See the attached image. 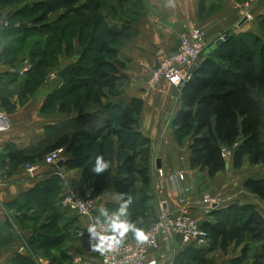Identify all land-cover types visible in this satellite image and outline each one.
Listing matches in <instances>:
<instances>
[{
  "label": "trees",
  "instance_id": "trees-1",
  "mask_svg": "<svg viewBox=\"0 0 264 264\" xmlns=\"http://www.w3.org/2000/svg\"><path fill=\"white\" fill-rule=\"evenodd\" d=\"M110 1L0 0V10H14L7 16L12 27L5 30L15 29L16 21H24L18 24L23 33L14 32L18 46L14 54L28 51L30 55V61L21 59L23 67L31 64L30 70L24 78H13L11 82H19L24 89L34 84L38 76H45L62 55L71 56L78 51L80 56L71 77L61 80L60 86L49 95V104L42 109L49 112L57 105L56 111L66 114L77 111L79 116L47 128L43 143L25 152H13L9 160L15 167L39 164L45 155L62 148L64 166L81 170L82 184L88 185L109 171L97 175L91 168L100 155L113 164L116 142L120 165L115 189L120 195L127 194L124 199L128 195L133 198L130 218L145 231L149 218L156 220L157 210L155 205L154 209L146 207L148 200H152L146 190L151 186L152 173L151 146L140 133L143 101L134 99L130 104L102 101L106 93L114 96L124 91L119 83L117 59L125 33L118 21L113 23L122 0H113V4ZM262 21L264 27V17ZM262 26L259 35L264 36ZM259 35L250 32L227 35L211 54L203 55L197 74L184 87L183 107L172 121L173 127L181 132V141L185 137L192 139L191 167L206 171L210 178L227 169L223 148L234 150L231 165L235 169H241L246 161L252 166L264 164V41ZM9 87L1 86L0 100L2 108L11 114L14 108ZM245 187L264 201V176L248 180ZM63 194V180L58 174L30 192L27 201L36 212V220L29 225L33 235L26 238L30 254L18 255L16 264H39L40 254L49 259V264H64L69 259L65 251L59 260L54 255L74 237L71 220L59 210ZM49 197L51 200L46 204ZM42 214L48 215L45 220ZM211 217L200 224L210 246L203 249L189 246L171 264L192 261L203 264L209 255L218 251L227 254L232 246L242 249L240 257L230 264H264V217L255 206L234 204L222 211L213 210ZM27 219L17 216V227Z\"/></svg>",
  "mask_w": 264,
  "mask_h": 264
},
{
  "label": "crops",
  "instance_id": "crops-1",
  "mask_svg": "<svg viewBox=\"0 0 264 264\" xmlns=\"http://www.w3.org/2000/svg\"><path fill=\"white\" fill-rule=\"evenodd\" d=\"M166 3L167 0L121 1V6L116 10L117 16L113 19L115 21H112L113 23L118 21V26L124 29L125 33L118 47V59L123 68L120 69L118 76L120 86L124 91L108 103L130 104L134 99L142 100L140 133L149 140L151 161L156 165L160 162V168L165 172L166 178L176 171H181L185 175V181L179 183L178 186L182 188V191L185 188L187 192L180 193L174 185H165L160 194H154L159 208L163 204V209L171 215L185 208L200 224L210 221L212 211L206 213L202 203L203 197H200L198 192L204 190L206 186L212 191L217 187L214 186L215 184L221 183L223 184L220 185L221 187H226V192L225 194L221 192V196L214 199L217 202L215 209L222 211L234 204H247L255 206L264 217V201L245 187L248 180L263 177V170H251L248 176L244 170L248 168V163L242 170L230 166L216 177L210 178L206 171L192 168L190 151L192 139L185 137L181 141L180 130L172 125L176 114L183 107L182 92L167 81H162L154 90L147 88V81L152 70L158 66L166 54L176 51L182 36L188 34L194 27H200L205 32L208 42L211 43L210 46L221 37L239 35L251 27L248 21L241 25L243 2L241 0H174V7H167ZM262 3L260 1L252 6L251 11L256 19H260L259 17L264 14ZM5 10L8 13L14 11L12 8ZM254 25L255 23L252 26ZM19 27L20 25L17 24L13 30H0V43L2 36L23 33ZM14 37V41L2 47L0 56L9 51L14 54L15 47H18L17 36ZM7 67L1 63L0 59V90L2 78L8 75ZM24 68L30 70L31 65L26 64ZM41 108L42 104L29 102L19 111L8 114L12 128L8 132L0 133V264H16L15 260L18 255L28 257L30 254L26 238L32 237L33 229L29 225L36 220V212L27 201L32 190L47 182L58 172L63 174L68 186L78 194H85L84 192L95 186L94 182L88 185L82 184L81 170H69L65 166L55 168L39 163L35 172H28L26 165L15 167L11 164L9 154L25 152L39 146L47 139V128L73 119L69 114L43 115ZM3 110L0 100V113H4ZM117 157L118 148L115 142L113 164L102 178H97L101 189L96 190L95 194L98 212L103 207L111 213L122 202L121 195L114 188L120 165ZM254 167H260V165ZM228 171L231 172L232 177L228 176ZM180 196L186 198L187 204L184 207L179 203ZM50 200V197L47 198L46 204H49ZM156 209L158 215L160 210ZM59 210L66 219L71 220V231L86 222V219H77L70 212L62 209L60 204ZM54 211L57 212L56 200ZM17 216L28 218L20 225V228L15 222ZM42 216L45 220L48 215L42 214ZM173 245L175 256L183 254L187 249L178 237ZM83 248L84 243L72 237L63 243L61 249H57L54 255L59 260L62 251L68 254L73 251L80 252ZM241 249L242 247L236 249L232 246L227 254L221 251L218 253L227 259L225 264H230L232 260L240 257ZM158 253L166 254V248L163 246ZM39 264H49V259L40 254Z\"/></svg>",
  "mask_w": 264,
  "mask_h": 264
},
{
  "label": "built area",
  "instance_id": "built-area-1",
  "mask_svg": "<svg viewBox=\"0 0 264 264\" xmlns=\"http://www.w3.org/2000/svg\"><path fill=\"white\" fill-rule=\"evenodd\" d=\"M257 0H249L243 6L242 19L247 21L252 19L251 8ZM10 19L0 13V30L11 28ZM221 37V39H224ZM205 32L200 27H194L188 34L180 39L176 51L166 54L151 72L147 81V87L151 90L157 88L162 81L169 82L175 89L181 91L193 78L192 70L198 68L205 50L210 46ZM29 68L19 71L20 76H24ZM57 74L52 73V77ZM9 119L0 113V133L11 130ZM234 150L222 149V156L226 161L227 168L230 167ZM65 161V150L58 149L45 155L42 164L49 167H57V164ZM39 164L26 165L28 172H35ZM154 193L160 194L165 185H174L181 192L179 183L185 181V175L181 171L166 178L163 169L154 164ZM63 180L65 193L61 196L60 206L62 209L70 212L77 219H86V222L74 230V237L84 243V248L80 252H69L68 260L64 264H169L175 257L174 242L178 237L186 246H193L198 249L209 246V238L205 231L200 227L197 219L185 208L180 209L175 215L169 214L160 205V213L156 220L145 230L148 235V241L144 244H137L131 233L128 234L124 244L116 251L101 255L94 251L90 246L87 226L93 222L92 218L99 216L97 200L93 190L85 194L74 192L66 182L62 173H57ZM204 205L206 213L213 211V206L217 203L214 199L206 197ZM179 203L182 207L186 206L187 201L184 196H180ZM166 248V254H159L162 247Z\"/></svg>",
  "mask_w": 264,
  "mask_h": 264
},
{
  "label": "rangeland",
  "instance_id": "rangeland-1",
  "mask_svg": "<svg viewBox=\"0 0 264 264\" xmlns=\"http://www.w3.org/2000/svg\"><path fill=\"white\" fill-rule=\"evenodd\" d=\"M241 1L243 2L242 3V7L249 2V0H241ZM260 1L263 2L262 4H264V0H257L252 6H254L257 2H260ZM82 2H84V0H82ZM110 2H111V4L114 3L113 0H111ZM251 10H252V8H251ZM0 12H2V13L4 12L3 15L6 14V16L11 15L5 9H1ZM242 13H243V11H242ZM251 15H252V19L248 21L250 23L251 27L247 28L246 31H244L243 33L250 32V33H253L255 35H259V33L261 32L260 26H262V22H263L262 20H263L264 14L259 17L260 19H256L253 16L252 11H251ZM19 22H24V21H20V20L16 21V23H18V24H19ZM256 22H257V24H256ZM254 23H255V25L252 26ZM262 28H264V27L262 26ZM14 36L15 35H6V36H2L1 37L2 39H1V43H0V51H2V47L4 45L9 44L12 41H14V39H15ZM259 36H261V40L264 41V36L262 34L259 35ZM36 38H38V37H36ZM12 48H14V46H12ZM27 52L25 54H24V52L22 54H12V52L9 51L7 54L5 53V54L0 56L1 63H4L6 66H8L7 67V69H8V73L7 74L8 75H7V77H5V78L3 77L2 78L1 86H4V87L10 86L9 90L12 93L11 102H12V105H13V108H14L13 113L19 111L21 108L26 106L29 102L30 103L31 102H33V103L36 102L38 104H42L41 113L43 115H46V116H49V115L52 116V115H55V114H63V115H65L66 113H60L59 111H56L57 109L55 110L57 105L54 106L52 110H49V112H43L42 109H43V106L49 104V102L47 100L49 95L52 92H54V90L56 88H58L60 86V84H61V79L59 78V73L63 69H65L67 66H69L71 64H76L79 61V59H80L79 52L75 51L74 54L71 55V56L70 55L66 56L65 54L62 55L61 58L58 59V61L56 63V66H54L52 68H49V70L46 71L45 76H43V77L38 76V80L36 82H34V84H31L28 87L23 89L19 82L14 83V82H11V81H12L13 78L21 79L23 77V76L18 75V73H19L20 70L23 69V65H22V60L21 59L28 58L29 61H30V55L27 54ZM88 58H89V56H88ZM117 60L119 61V59H117ZM111 61H113L112 58H111ZM117 66H118L119 70L123 69L121 64H117ZM13 71H15V72H13ZM52 73H56L57 75L55 77H52L51 76ZM149 90H151V89H149ZM118 91H120V90H118ZM118 96H120V95L116 94V95L113 96V95H111L109 93H106V96L103 97L102 101H103L104 104H107V102L112 101V99H114L115 97H118ZM96 110H98V109H96ZM3 111H4V113H3L4 116L9 119V116H8L9 113H7L5 110H3ZM79 114L80 113L75 111L73 113H70L69 115H72V118H77V116H79ZM9 122H10V125L12 127V122L10 121V119H9ZM154 164H155V162L151 161V163L149 165V167H151V173H152V175H151L152 177L151 178H152V180H151V186L147 187L146 190H147V193L148 192L151 193L152 200H150V199L148 200L149 202L147 203L146 207L147 208L151 207V209H154L152 206L155 205V208H158L161 211V209L157 206V203H156V200H155V195H154L155 193H153V190H154V185H153V181H154V177L153 176H154V174H153V170H155L154 169ZM246 165H248L247 161L245 162L243 167H245ZM230 166H232V165H230ZM242 168H241V170H242ZM244 170H245L246 173H248V172L251 173L250 172L251 170H255V171L263 170V172H264V164H261L260 167H254L251 164H249L248 168H244ZM227 173H228L229 177H232L230 171H228ZM249 173H248V176H250ZM233 176H235V175H233ZM116 178H117V176H116ZM92 182H94L95 186H92L91 189H89L87 191L93 190L94 194H96L97 193L96 190L97 191L101 190L100 189V185L97 182V178L93 179ZM203 184H204V182H203ZM115 185H116V180L114 182V188H115ZM220 185H223V184L220 183V184H217V185L215 184L214 185V186H217L216 189L214 188L215 191H214V189L211 191L206 186V188L204 187V190H200L198 192L200 197H203V199H202L203 205H207L204 202L206 197H210L212 199H217V198H219L221 196V192H223L225 194L226 187L225 186L221 187ZM139 186H142V185H139ZM86 192H84V193H86ZM156 214H157V211H156ZM152 223H153V221H151L150 218H149L147 226L149 227ZM75 252L77 253V251H75ZM72 253H74V251ZM223 259L224 258H223V256L221 254H219L218 252H215V253L209 255L208 257H206L205 260L202 263L203 264H225L227 259H224V260ZM248 262L250 263L251 260H248ZM189 264H199V263H198V261H192V262H189Z\"/></svg>",
  "mask_w": 264,
  "mask_h": 264
},
{
  "label": "clouds",
  "instance_id": "clouds-1",
  "mask_svg": "<svg viewBox=\"0 0 264 264\" xmlns=\"http://www.w3.org/2000/svg\"><path fill=\"white\" fill-rule=\"evenodd\" d=\"M166 6L174 7V0H167ZM110 166L111 162L100 155L96 157L91 171L99 175L108 170ZM125 195L127 194H121L122 202L118 209L110 213L106 208L101 207L99 216L93 217V222L87 226L90 246L101 255L118 250L129 233L132 234L137 244H144L148 241L149 237L144 229L138 227L137 223L130 218L129 207L133 198L128 195L127 199H124Z\"/></svg>",
  "mask_w": 264,
  "mask_h": 264
},
{
  "label": "water",
  "instance_id": "water-1",
  "mask_svg": "<svg viewBox=\"0 0 264 264\" xmlns=\"http://www.w3.org/2000/svg\"><path fill=\"white\" fill-rule=\"evenodd\" d=\"M247 21V18L244 17L241 21V25L244 24L245 22ZM225 40L224 39H219L217 40L214 44H212L211 46H209L205 52H204V55H209L211 54L217 47H219L223 41ZM75 68V64H71L69 66H67L65 69H63L60 73H59V78L62 80V81H67L71 75H72V71L73 69ZM197 71H198V68H194L192 70V75H196L197 74ZM184 91V88L181 89V92L183 93ZM65 165V161H61L57 164L58 167H62ZM158 168H160V162H158V165H157ZM213 208H217V205H214Z\"/></svg>",
  "mask_w": 264,
  "mask_h": 264
}]
</instances>
